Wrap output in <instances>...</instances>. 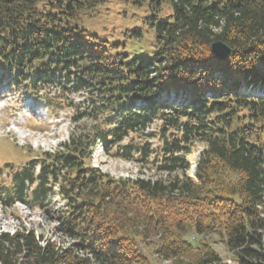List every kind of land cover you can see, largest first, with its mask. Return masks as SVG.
Returning <instances> with one entry per match:
<instances>
[{
    "label": "trees",
    "instance_id": "trees-1",
    "mask_svg": "<svg viewBox=\"0 0 264 264\" xmlns=\"http://www.w3.org/2000/svg\"><path fill=\"white\" fill-rule=\"evenodd\" d=\"M105 1L0 0V81L69 109L74 124L55 149L8 164L0 183V203L43 210L66 241L0 230V264H231L190 232L217 234L239 264H264V94L247 92L264 91V0H135L155 28L150 57L112 52L79 26ZM215 40L234 49L225 61ZM99 142L156 174L93 167Z\"/></svg>",
    "mask_w": 264,
    "mask_h": 264
},
{
    "label": "rangeland",
    "instance_id": "rangeland-1",
    "mask_svg": "<svg viewBox=\"0 0 264 264\" xmlns=\"http://www.w3.org/2000/svg\"><path fill=\"white\" fill-rule=\"evenodd\" d=\"M150 10L147 4L139 5L135 0H106L99 4L92 13H83L79 26L93 41L105 42L112 52H125L129 56L145 55L150 57L154 50L155 28L149 24ZM139 28L141 35L134 32ZM59 94L54 88L51 95ZM83 94H71L70 98L79 102ZM39 100V99H38ZM34 97L10 90L7 85L0 86V183L9 181L13 164L18 168L22 163L44 150H51L58 142L68 139L74 128L71 112L64 108L60 112H52L43 101ZM203 144L192 147L188 158L191 164L198 160ZM96 159L91 163L114 176H137L140 166L137 162L117 159L102 152L100 146L95 151ZM153 166L152 164L147 167ZM144 167L145 176L154 170ZM61 205L57 197H53L51 207ZM55 208V207H54ZM35 228L45 236L64 242V238L56 232L57 223L39 208H29L23 203L10 207L0 203V230L14 232L22 227ZM187 239L198 243L205 241L211 244L224 261L239 264L234 252L230 251L225 241L217 234H196L190 232ZM68 241V240H67ZM157 240H149L141 245L144 252L156 261L155 249ZM162 264H173L162 261Z\"/></svg>",
    "mask_w": 264,
    "mask_h": 264
},
{
    "label": "water",
    "instance_id": "water-1",
    "mask_svg": "<svg viewBox=\"0 0 264 264\" xmlns=\"http://www.w3.org/2000/svg\"><path fill=\"white\" fill-rule=\"evenodd\" d=\"M211 49L220 61H225L234 49L223 40H215L211 44Z\"/></svg>",
    "mask_w": 264,
    "mask_h": 264
}]
</instances>
